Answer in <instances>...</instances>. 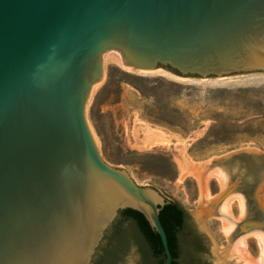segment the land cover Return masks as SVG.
Here are the masks:
<instances>
[{
    "label": "water",
    "instance_id": "95a60500",
    "mask_svg": "<svg viewBox=\"0 0 264 264\" xmlns=\"http://www.w3.org/2000/svg\"><path fill=\"white\" fill-rule=\"evenodd\" d=\"M109 52L139 72L264 73V0H0V264H93L125 209L145 217L172 264L160 219L172 201L107 164L87 122ZM231 159L263 172L238 186L228 171L225 187L194 216L204 230L205 217L242 193L233 241L264 233V152L215 164Z\"/></svg>",
    "mask_w": 264,
    "mask_h": 264
},
{
    "label": "rangeland",
    "instance_id": "374dc122",
    "mask_svg": "<svg viewBox=\"0 0 264 264\" xmlns=\"http://www.w3.org/2000/svg\"><path fill=\"white\" fill-rule=\"evenodd\" d=\"M120 60L117 53H108L103 80L93 88L86 108L101 157L111 167L125 170L139 186L152 187L180 203L206 236L209 264H244L229 257L235 239L225 236L217 215L205 217L204 230L200 229L194 213L204 198L195 175L203 165L228 155L264 152V73L202 79L162 68L139 72ZM227 169L238 186H245L243 178L256 170L246 159L229 160ZM207 186L211 199L222 190L213 177ZM232 213L235 220L243 218L237 205ZM258 222L264 226V218ZM122 226L131 235L128 244L109 261L105 254L117 242L111 234L95 264H144L133 238L136 231L129 222ZM248 252L254 260L260 258L252 237Z\"/></svg>",
    "mask_w": 264,
    "mask_h": 264
},
{
    "label": "trees",
    "instance_id": "16d2710c",
    "mask_svg": "<svg viewBox=\"0 0 264 264\" xmlns=\"http://www.w3.org/2000/svg\"><path fill=\"white\" fill-rule=\"evenodd\" d=\"M186 209L177 201H172L161 208L160 219L166 232L169 248L173 256L172 264H175V250L178 248L177 233L186 226ZM129 222L136 231L133 238L139 244L144 264H165L166 256L158 233L151 228L145 217L134 210L125 209L119 214L118 219L108 230L105 241H109L114 234L116 246L107 254V259L112 261L116 259L120 252L128 244L130 233L122 226L123 223ZM163 256L162 259H159ZM95 264V263H93Z\"/></svg>",
    "mask_w": 264,
    "mask_h": 264
},
{
    "label": "bare ground",
    "instance_id": "6f19581e",
    "mask_svg": "<svg viewBox=\"0 0 264 264\" xmlns=\"http://www.w3.org/2000/svg\"><path fill=\"white\" fill-rule=\"evenodd\" d=\"M110 53V52H109ZM108 53L103 56V61L107 59ZM120 57V56H119ZM121 61V60H120ZM95 87V86H94ZM93 87V88H94ZM206 170L205 172H201V170ZM200 172L195 175L198 179L200 188L202 190V196L204 201L208 202L211 200L210 195L208 193V180L213 177L215 178L221 189H223L228 180V169L227 167H223L221 165L213 163L212 165H203ZM196 171V169H195ZM194 171H192L193 173ZM196 174V172H194ZM234 205H237L241 210V217L245 214V200L238 193H231L223 202L221 207L219 208L217 215V219L220 221L222 230L225 236L229 239L231 234L235 229V223L238 220H235L232 213V208ZM201 217V214H199ZM254 238L260 248V258L258 260H254L249 252H248V238ZM235 257L238 260H241L244 264H264V233L261 231H252L248 234H244L236 238L232 244V247L229 252V257Z\"/></svg>",
    "mask_w": 264,
    "mask_h": 264
},
{
    "label": "flooded vegetation",
    "instance_id": "af4514ba",
    "mask_svg": "<svg viewBox=\"0 0 264 264\" xmlns=\"http://www.w3.org/2000/svg\"><path fill=\"white\" fill-rule=\"evenodd\" d=\"M186 226L177 233L178 248L175 250V264H209L206 256V236L198 230L188 212ZM163 256L159 259H162Z\"/></svg>",
    "mask_w": 264,
    "mask_h": 264
}]
</instances>
